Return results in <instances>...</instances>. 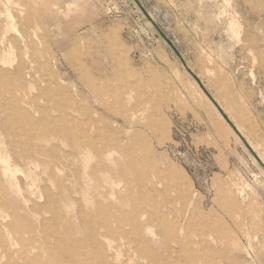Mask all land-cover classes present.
Here are the masks:
<instances>
[{
    "label": "rangeland",
    "instance_id": "1",
    "mask_svg": "<svg viewBox=\"0 0 264 264\" xmlns=\"http://www.w3.org/2000/svg\"><path fill=\"white\" fill-rule=\"evenodd\" d=\"M0 50L2 154L56 146L69 166L41 156L35 185L13 167L19 192L0 164L1 264H21L36 236L41 264H101L100 248L111 264H264V0H0ZM56 123L77 142L136 146L120 144L112 165ZM130 223L128 239L106 228ZM143 237L158 244L138 254Z\"/></svg>",
    "mask_w": 264,
    "mask_h": 264
},
{
    "label": "bare ground",
    "instance_id": "2",
    "mask_svg": "<svg viewBox=\"0 0 264 264\" xmlns=\"http://www.w3.org/2000/svg\"><path fill=\"white\" fill-rule=\"evenodd\" d=\"M0 51H1L0 52L1 54L7 52V50H0ZM3 60H1V61L3 62ZM4 63H5V61H4ZM9 77H10V74L7 73L2 67H0V79L3 78V79L8 80ZM1 98H2V96H0V99ZM28 126L33 131L36 138H39L41 129L38 127V125L36 123L30 121V122H28ZM49 129L53 134H62L66 138L67 142L70 144V147L77 150L79 153L86 154V155H88V154L92 155L93 153H95L100 159L102 158V155H107V160L110 163H112V165H116V162L114 160H112V158H113L112 156H113V154H115L118 151V149L120 148V144L123 143V144L127 145V147L129 146L130 148H135V146H136V144L128 145L126 143V139H118L117 140L115 138H111L109 140H105V139H103L102 134L98 135V137H96L95 139L89 134V135H86L85 140H83L81 142H79V141L77 142V140H75V134L73 133L72 128L71 127H62V124H60V123H56L55 125H50ZM0 133H2V134L7 133V130L5 128H2L0 130ZM97 141L101 142L102 144L106 142L104 144L105 147L103 150L99 149V147L97 146ZM6 145H7L6 149L8 150V152L10 151L12 154L8 155L9 153H6V155L5 154L3 155L1 150H0V164L2 166L4 177L9 178L7 180V183L9 182V184H11V185L16 184V182H15L16 180H15V176H14L15 173H13V170H12L13 167H16L17 171L21 172L27 179L32 180V182H33L32 185H35L36 181L40 177L38 170L41 166V163H40V161H41L40 157L41 156H44L46 158V160H44V164H46V165H54V166L63 165L64 167H69L67 164H65V162L63 160V156H62L63 154L60 153L59 149L56 146H52L50 149H44V148H40V147H36V146H31L30 150L26 151V154L21 155L18 153L17 146L15 143L7 142ZM0 147H1V144H0ZM65 155H66L65 157H67V158L70 156H73V155H69V154H65ZM126 157L130 161L131 164H134V165L136 164V160L130 155V151H128L126 153ZM88 168H89V163H86L85 172H86L87 178L89 179L88 181H91L93 179V176L95 175V173L97 171H106V168L102 162H100V164L96 168L91 169V171H89V172H87ZM24 169H26L27 171H25ZM45 172L46 171H43L42 174H45ZM109 174H110V172H109ZM9 175H10V177H9ZM88 181L86 182V184H89ZM114 185L116 187H119V185L117 183H114ZM16 186H17L18 191L20 192L21 188L19 187L18 184H16ZM115 195H116V192L113 189L111 196L114 197ZM97 207H98V210L100 212H102L103 214H105L107 216H109V212H110L109 210L111 208H115V209L117 208V207L112 206V205L108 206L102 202H98ZM127 215L128 214H126V213H122V217H126ZM137 216H138L137 212H135L132 215L131 219H133L134 221L135 220L137 221ZM142 217L145 220L142 223H140V229L141 230H143V229H147V230L150 229L151 230V227H152L151 219L146 218V216H142ZM170 226L171 225H170L169 221L165 217H162V220H160L159 226H158L159 227V233L156 236L161 237V238L166 237ZM6 227L7 228L10 227V229H12L11 225L6 226ZM106 228H107L109 234H111L113 236L119 235L125 239H128L131 235H137V233H138V231H137L138 229H137L136 225H133L132 223L125 225V226L120 225L118 231H113L110 227H108V225H106ZM3 235H5V234H3ZM19 235H20V237H22L21 234H19ZM36 237L33 239L34 245L30 249H28L27 251L22 249V251L18 252L21 264H41L40 259H41L42 255L40 254V249L43 245L42 244L40 246L36 245V243L39 242V240ZM20 242H21L20 240L15 241L16 245H19ZM157 244L158 243L155 239L149 240L146 237H143L141 242L139 244H137L135 251L138 254L150 253L152 245L154 246ZM190 244L194 245L193 243H189L187 241L179 242L181 250H183L187 245H190ZM205 244L200 243V245L205 249L204 251L212 252L210 244L208 242L206 245ZM166 251L167 252H173V250L171 249V247L169 245L166 247ZM98 252H99L101 264H111L109 261V256H107V253L105 252V250L103 248H100L98 250ZM6 253H7L8 257L11 256V253H9V251H7ZM65 253L73 255V256L77 254L75 251L73 252L70 250H66ZM161 260H163L162 262L164 264H171V259H169V258L167 260H164L161 258ZM0 264H1V262H0ZM7 264H19V263L11 261V257H10V260L8 261ZM69 264H86V263H83V262L72 263L71 262Z\"/></svg>",
    "mask_w": 264,
    "mask_h": 264
}]
</instances>
